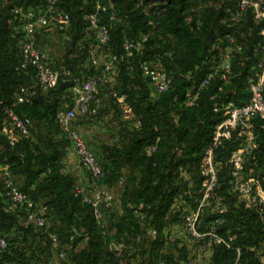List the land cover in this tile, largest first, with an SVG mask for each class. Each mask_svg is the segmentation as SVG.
<instances>
[{
    "label": "trees",
    "instance_id": "obj_1",
    "mask_svg": "<svg viewBox=\"0 0 264 264\" xmlns=\"http://www.w3.org/2000/svg\"><path fill=\"white\" fill-rule=\"evenodd\" d=\"M42 1L33 3L41 5ZM258 1L264 7V0ZM110 3L122 23L110 22L104 14L101 23L109 27L110 42L100 45L85 20L93 0L61 1L60 8L72 21L63 35L67 34L73 49L72 53L65 52L55 59V63L65 66L69 74L51 90L39 88L31 103L16 104L18 88L30 82L26 73L15 71L20 53L18 42L12 37L19 30L14 4L0 0V101L30 121L29 135L23 137L13 131L15 143L11 146L2 132L0 104V168H7L16 186L46 208L42 216L47 222L43 229L25 228L20 217L23 213L18 216L3 211L4 199L0 194V236L8 243L7 249L0 253V264L56 261L184 264L189 257L207 258L213 264H234L236 248L240 249V264H264V208L244 209V201L231 187L230 157L244 140L238 131L233 132L215 156L218 181L214 195L226 207L222 215L224 223L217 233L233 238L231 249L208 238L196 241L185 235L183 217L194 208V203L183 195L188 185L180 176L186 171L194 182L192 191L199 189L203 180L200 169L203 149L214 127L224 118V113L214 112V108L227 101L236 105L248 101L247 84L259 73L264 46L260 32L264 22L254 20L251 9L234 20L237 0H110ZM49 32L42 30L38 36L43 48ZM144 35L147 40L143 54L120 63L111 81L99 87L89 114L73 120L76 124L78 120L90 119L110 134L111 143L96 150L85 142L104 171L100 185L110 191L115 185L121 188L118 203L114 201L111 208L103 210L105 226L100 228L90 206L72 194L77 179L64 166L72 144L67 134L61 132L56 115L71 105V89L76 81L100 73V66L94 72L91 56L98 59L109 52L121 55L124 37L136 40ZM228 36L235 38L241 51L228 54L231 68L227 81L216 77L206 90L198 92V84L206 73L224 59ZM143 62L165 70L172 79L167 92L155 94L141 78L139 66ZM111 90L125 94V102L113 99ZM135 120L140 121V128L134 127ZM252 123L256 149L243 160L242 172L246 177H255L252 183L264 196V120L256 118ZM151 146L155 151H149ZM217 217L216 213L205 211L200 232ZM175 225L182 229L181 237L169 242L165 233L171 232ZM151 230L157 234L152 236ZM73 231L81 237L70 242ZM49 233L58 236L61 246L70 247L65 260L55 255ZM111 243L121 244V252L112 250ZM163 247L167 249L165 254L160 253Z\"/></svg>",
    "mask_w": 264,
    "mask_h": 264
},
{
    "label": "built area",
    "instance_id": "obj_2",
    "mask_svg": "<svg viewBox=\"0 0 264 264\" xmlns=\"http://www.w3.org/2000/svg\"><path fill=\"white\" fill-rule=\"evenodd\" d=\"M6 1L14 4L13 13L19 23L18 33L14 32L12 34V37L18 42L20 53V63L15 67V71L26 73L30 82L18 88L15 103L29 104L37 96L39 88L43 91L51 90L57 86L62 77L69 74L66 67L57 66L55 57L48 49L40 45L39 34L42 30L50 32L55 30L64 34L71 27L72 21L70 15L60 8L62 0H43L41 5H34L33 0ZM247 9H251L254 20L264 22V7L258 0H237V8L232 15L233 19L239 20ZM104 14L108 15L110 22L122 23V19L118 16L110 0H107V3L104 0H93L91 11L85 15V20L93 30L95 41L100 45H107L110 42L109 27L101 23ZM260 34L264 37V29L261 30ZM146 40V35L136 40L124 37L121 44L123 54L117 55L109 52L104 55V60L101 63H98L97 58L91 56L92 64L94 66L100 65V73L92 75L84 81H76L71 89L73 95L71 105L66 110L59 111L56 115L58 125L65 131L72 144L69 156L76 157L88 175L90 189L87 190L86 187L76 184L72 194L75 198H79L83 204L90 206L94 219L100 228L105 226L103 210L113 206L114 196L110 190L100 185L105 176L104 171L82 137L71 128V124L77 117H85L89 114L91 102L97 95L99 87L111 81V75L120 63L129 57L143 54ZM227 45L224 59L213 65L211 70L206 73L198 84V92L206 90L216 77H219L223 82L227 81L231 68L228 54L231 51H241V46L236 44L233 36L227 37ZM139 68L141 78L148 82L155 94L161 95L170 89L172 79L165 70L148 62L141 63ZM258 68L259 73L256 78L250 80L247 84L249 99L245 104L236 105L227 101L214 108V112H223L224 118L214 127L211 138L203 149L200 165L203 180L199 189L193 192L194 182L190 179L188 173L182 171L180 174L183 181L188 185L183 195L190 198L194 203V208L183 217L182 228L185 235L193 240L200 241L208 238L216 244H223L231 249L230 244L233 238L230 236L224 238L217 233V228L224 223L222 215L226 211V207L222 200L214 195L218 181V167L215 163V156L224 143L232 138L233 132L236 130L244 140L241 148L234 151L230 157L232 190L239 199L244 201V209L264 208V196L260 194L259 188L252 183L255 177H246L242 172L243 160L256 149V135L253 132L252 121L256 118L264 120V46L262 47V58ZM109 94L118 103H124L126 100L125 94L115 90H111ZM0 104L3 105L1 101ZM188 104L191 105L192 101H189ZM2 113L4 119L2 132L11 146L15 143L13 131L19 136L29 135L28 126L30 121L28 118L19 117L13 108L8 105H3ZM123 113L128 114V109L125 108ZM133 125L136 128L141 127L139 120L133 121ZM149 151H155V147H149ZM0 178L2 183L0 194L4 199L3 211L7 214L16 213L18 216L23 213L20 217L25 228H45L47 222L42 216V212L46 208L37 205L27 193L16 186L12 173L7 168H0ZM119 184H122V181H119ZM207 210L216 213L218 217L207 224L204 232H200L201 217ZM156 234L155 230H151L152 236ZM48 235L57 258L65 260L70 247L61 246L55 233H49ZM76 237H81V234L73 231L69 239L70 242ZM165 237L169 242L175 240L172 231L165 233ZM7 247V240L0 236V253L4 252ZM235 251L237 259L234 264H240L238 260L240 249L236 248ZM156 264H164V262L160 261ZM184 264L200 263L189 257ZM206 264L213 263L208 260Z\"/></svg>",
    "mask_w": 264,
    "mask_h": 264
},
{
    "label": "rangeland",
    "instance_id": "obj_3",
    "mask_svg": "<svg viewBox=\"0 0 264 264\" xmlns=\"http://www.w3.org/2000/svg\"><path fill=\"white\" fill-rule=\"evenodd\" d=\"M46 39L43 42V46H45L49 52L52 54L55 59H60L65 52L72 53V47H70V43L68 42V36L67 34L63 35L61 33H58L57 31L53 30L47 34L45 37ZM104 60V56H100L98 58V63H101ZM100 66V65H99ZM99 66H95L96 72L99 69ZM79 123L71 124V128L75 130L86 142L89 146H92L94 150L97 149L102 144L111 143L110 134L106 132V130L101 127L100 124H98L95 121H91L90 119H84V120H78ZM61 132L65 135V131L61 129ZM77 158L74 156H68V158L64 161L65 170L70 172L72 167H82L78 162L76 163ZM83 169V168H82ZM84 172V170H82ZM71 173V172H70ZM74 174V173H73ZM85 175V173H84ZM82 174V178L84 179V176ZM84 176V177H83ZM76 179L80 178V176H75ZM88 181H83L80 185L83 186L84 184H87L86 187L87 190L90 189ZM120 187L115 185L111 187V192L113 195H119L120 193ZM186 238L185 236H183ZM182 238V239H184ZM185 242L188 246H190V243L188 239H185Z\"/></svg>",
    "mask_w": 264,
    "mask_h": 264
},
{
    "label": "crops",
    "instance_id": "obj_4",
    "mask_svg": "<svg viewBox=\"0 0 264 264\" xmlns=\"http://www.w3.org/2000/svg\"><path fill=\"white\" fill-rule=\"evenodd\" d=\"M78 162V159L76 160V163ZM79 163V162H78ZM83 167H72V169H70L71 171V173L74 175V176H80V178H78L77 179V183L78 184H81L83 181H85V179H86V181H88V175L86 174V172L84 171V172H82V170H84V168L82 169ZM68 172V171H67ZM84 173H85V175H84ZM82 174L85 176H83L84 177V179L81 177L82 176ZM88 183V182H87ZM83 186H88L87 184H84ZM114 196V201H115V203H118V199H119V195H113ZM172 232L174 233V237L175 238H179V237H181V228L177 225H175L174 227H172ZM122 245L121 244H119V243H111L110 244V248L112 249V250H114V251H116V252H121V250H122ZM117 248V249H116ZM166 247H163L161 250H160V253H162V254H165V252H166ZM196 260V259H195ZM198 263H200V264H206V261H208V259L207 258H203V259H201V258H198L197 260H196ZM57 263V261L55 262V264ZM58 264V263H57Z\"/></svg>",
    "mask_w": 264,
    "mask_h": 264
}]
</instances>
